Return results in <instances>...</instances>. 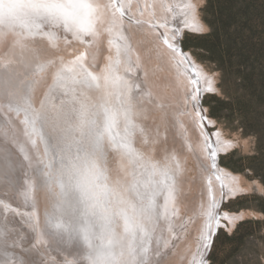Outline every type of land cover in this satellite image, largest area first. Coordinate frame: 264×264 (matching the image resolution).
<instances>
[{
  "label": "bare ground",
  "instance_id": "bare-ground-1",
  "mask_svg": "<svg viewBox=\"0 0 264 264\" xmlns=\"http://www.w3.org/2000/svg\"><path fill=\"white\" fill-rule=\"evenodd\" d=\"M99 3L101 5L99 12L100 19L96 26V35L84 37L83 41L76 39L78 41L77 43H79L77 46L68 44L70 39L72 40V38H74L70 33L64 32L62 27L49 25H45L44 28L35 35L25 34L0 43V97H3V99L0 100V119L3 121L2 116L12 119V121H9L7 124V127L13 133L18 129L26 127L22 123V116L20 114L17 115L16 112V115H14V111L10 113L4 103H7L8 99L20 101V97L24 96L26 86H30L32 90L36 88L34 80H37V77L32 76L27 66L30 65L31 68L33 67V65L28 62L30 61L29 58L34 59L36 57L38 60L40 59V63L46 67L44 71L39 72V87L36 88V98H31L32 105L35 104V106H40L42 103L47 104L52 102L55 95L60 94L62 89H64L61 94L67 93V95H58V102L63 105L70 103L74 113L81 103L88 106L90 108V111L87 112L88 134L87 137L83 138L81 151L88 150L94 155H98L107 167L113 168L116 164V167H118L116 169L122 171L124 180L116 172L115 175L113 174L112 176L115 179L122 180L123 187L128 191L129 196L133 200H140L138 192H148L149 194L156 193L155 199L160 205L158 209L160 215L158 219H154L149 227L147 232L148 235L144 236L142 247L147 248V251L140 252L138 248L137 251L140 252V255L134 253L133 239L131 238L132 241L128 242L129 238L121 236L119 234V225L109 228L107 243L112 246V251L121 254L123 248L129 245L134 256H131V253L127 256L129 259L127 260V264H139V259L141 257L145 259V264H147L148 260V264H156V261H162V264H199L202 259L207 261L209 249L205 250L201 247L202 241L197 239L194 232L193 234L189 233L187 236V230L183 232L180 231V226L182 225L181 227L185 228V220L192 223L190 216H193L196 218L195 225L205 227L208 205L213 198L217 201L218 209L222 204L223 212L227 213L229 217H221V226L225 224L227 227H229V224L233 226L236 221L241 220L244 214L227 212L223 209V206L233 195L238 192H243V188L239 178L231 172L222 169L219 164L216 171L220 179L217 180L214 176L209 175L212 169L210 168V161L205 150L204 129L200 127V118L193 108V104L196 102L188 99L194 94V89L197 85L192 83L193 74L188 71V65L183 62L182 57L172 52L161 38V34H163V36L168 38L169 43H174L173 33L176 31V28L179 27L180 31L177 35L182 37L183 33L186 30L188 31L185 27L187 23H198L201 29L203 28V24L196 13V2L195 0H99ZM40 34H44V38L48 40L29 39L33 36L37 37ZM27 39L31 41L29 42ZM118 40L123 42L127 48L124 50L123 54L119 49V55H114L111 45ZM31 42L36 44L34 46L32 44L30 45L29 43ZM59 44L64 47L65 54L62 57L57 55L58 51L56 45ZM17 45H19L17 49L20 51L22 60L19 58L16 64L13 63L12 66L9 67L3 54L6 49H15ZM43 48L45 52L42 51ZM187 55L195 67L196 76L199 79L198 87L200 93L198 99L200 103V97L207 92V80L210 79L212 81V87L213 80L211 76L193 60L189 53H187ZM46 56L52 58L51 60L54 63V66L51 65L49 70L55 71L58 69V65L61 64L62 67L60 70L66 71L68 67H74V72L76 73L79 70L80 73L75 74L76 78L68 86V83H66L67 81H63V86H57L61 87L58 91L56 90L57 87L53 88L52 86L55 84L56 78L46 74L49 68V59ZM77 57H83V59L78 61ZM26 58L28 61L24 60ZM117 60H119V64L115 63ZM88 61H90L94 67L87 65ZM20 62H27L24 64L26 66H20ZM73 62H76L75 66ZM123 63L129 71L137 68L139 75L131 73L134 74L133 76H135V78L129 79L128 77H124L122 71L119 73L117 69V66ZM110 65L117 69L115 74L122 78V87L118 92L112 94V98H109V94H106L107 90L105 89L104 80V76L107 74ZM81 66L87 68L98 77V80L93 82V87H89L83 82L84 74L80 70ZM20 76L23 78L21 79ZM47 78L48 85H44V81ZM161 78H163L162 85L159 82ZM172 80L175 81L177 87L172 86L168 88L172 85L168 81ZM134 82L140 85V91L137 89L139 94H137L138 92L136 91L135 93L133 92V88H136L132 85ZM146 83L149 88L143 89ZM95 84H98L99 87H96ZM75 86H79L80 90L77 89V87L74 88ZM45 87H47L48 90H45ZM67 87L68 91L66 90ZM98 90L102 92L101 95L97 94ZM72 91L74 92L70 93ZM153 91L154 93L158 92V97H166L168 99L170 97L173 101L167 102L166 99L164 102L160 101L159 103L158 101L157 104H159L160 108L158 109V106H156V110L152 112L151 108L148 107L151 105V102L144 94L145 92L149 93ZM167 93L171 96H168ZM177 95L179 99L176 98ZM90 97L97 101L92 100ZM105 107L121 110L118 111L116 124L111 130L115 139L106 132H104L103 135L97 134L103 132ZM185 107L194 110L191 112ZM127 108L131 109L130 112L124 113L122 109ZM203 115H205L204 112ZM75 119L76 118H73V116L71 117V121ZM190 119L193 122H191ZM179 120H181V122ZM128 121L131 123L128 124ZM182 121L186 124L184 125ZM160 122L165 125V127L171 122L179 126V131L175 133L176 138H174L172 142V146L177 149L172 153L175 157V161L172 164L170 161L164 160L166 159L164 157H167L171 152L166 144H163V146L168 150L163 151L161 146L157 147L153 145L151 141H149V145L141 141L137 144L134 141L133 130H137L138 133H143L145 130L148 131L150 129L147 132L149 133L156 129V125ZM205 123H208V121H205ZM210 124L213 123H209L207 129L209 132H211ZM182 125L187 127L186 133H184ZM182 134L184 137L181 136ZM212 140L216 143L217 155L219 156V153L224 151L226 146H228L226 144L228 141L223 140L221 135H213ZM20 141L26 140L23 139ZM2 142L8 141L4 138H0V144L6 146L3 151H0V167H3V173H0V175L8 173L9 177L3 182L0 181V213L3 211L4 215V218L0 215V264H39L41 259L45 260L43 264H60L63 259H59L58 257H56V259L48 249L42 248L43 250H41V248H39L40 250H37L38 247H27L32 241V238L35 240L31 224L35 219L27 213L29 210L26 208L25 203H30L32 206L37 204L42 205L43 211L40 213L42 217L37 219L39 225L36 223H33V225H36L41 241H48L43 239V229H47V226H49L44 220V215L45 212L57 210V205L54 200L51 199L47 191V180L49 177L44 171L38 169L34 171L33 177L37 179V183L40 184L42 190L40 195L34 194V185L32 182L29 183L28 177L25 178L24 182H21L20 173H18L19 177L16 179L15 174H10L12 172L7 168L9 167L8 164L12 166V170H17L18 160H16L13 154L7 149H14L13 145L10 142ZM40 142L44 145L43 141ZM122 143L130 145L132 152L135 153V157L128 155L127 150L121 147ZM31 149V145L27 144L26 151H30V153L34 155V151ZM114 149H117L119 156L116 163L112 160ZM12 151L21 160L23 159V154L19 153L18 149L15 148ZM71 151L75 152V149L71 148ZM177 154L179 155L177 156ZM191 159L195 167L187 162V160L189 161ZM145 160L150 161L151 166L155 165V174L151 171H145ZM4 161L7 164H5ZM49 161L50 165H52V161ZM26 162L28 161H23L25 164ZM131 162L135 163L134 170L131 166ZM202 164L209 165V173L202 171ZM159 169L169 171L174 179L165 182L160 175ZM175 169L178 170L177 174L174 172ZM192 173L196 178L194 182H191ZM199 179L201 182L197 185ZM174 180L175 182H173ZM209 180H211V193L209 192ZM4 182L8 184L7 186H3L7 187L9 192L4 188L2 189L1 186ZM165 183L172 185L171 196H169L168 190L165 188ZM221 185H223V191L225 193L223 199L220 195ZM23 186H27L24 191L22 189ZM44 188H46L45 192ZM29 189L33 192H30ZM66 190L71 191V187H66ZM73 196H75V194ZM23 197L25 202L22 201ZM40 197L41 199L38 202V198ZM197 204L202 208L201 210L196 208L195 213L191 215L188 214V211H185L186 209L188 210L191 205L198 207ZM20 209L22 210L20 211ZM113 211L114 209L109 208L105 213L106 217L112 216ZM33 214L35 215V213ZM116 214L119 215L118 210H116ZM25 217L27 220H25ZM77 217L78 219H72L68 213L65 214V219L70 221L73 225L83 223L79 213ZM89 219L91 220L92 218ZM92 222L93 228L97 233L99 224L94 220ZM221 226L218 227V229L221 228ZM47 231L50 233V230L47 229ZM204 231L205 230H203V232ZM16 232L19 236H15V239L13 234ZM54 233L58 234V238L67 248L77 246V252L79 254L81 253L80 258L78 257V261L83 259L84 264H87V261L84 259V257L88 255L86 253L90 252L89 255L94 256L100 245V240H95L93 248L87 249L81 243L78 236L73 233H70L71 237L66 236V238L59 235L57 232ZM202 234L200 230L199 236ZM15 240L20 243L16 245ZM137 243H139V241ZM52 244V249L58 251L56 253L62 251V249L58 247V243L52 242ZM22 246H26V248L24 249ZM20 250H22V252ZM157 251L161 254L160 256L156 255ZM61 264L66 263L64 262Z\"/></svg>",
  "mask_w": 264,
  "mask_h": 264
},
{
  "label": "rangeland",
  "instance_id": "rangeland-1",
  "mask_svg": "<svg viewBox=\"0 0 264 264\" xmlns=\"http://www.w3.org/2000/svg\"><path fill=\"white\" fill-rule=\"evenodd\" d=\"M237 1L240 0H195L197 7L196 13L200 18L199 20L203 24L202 31L198 33H192L191 31L186 30L182 35V37L185 35L193 37V39L191 41H188L187 43L182 42L181 46L183 47V50L186 53H189L192 56L193 60H195V62L200 67H202L205 70V72L211 76L213 80V88L215 89V91L213 92L207 91L205 95H202L200 97V104L204 110L203 112L205 113L204 116L208 117L209 120L214 121L213 124H210L211 132L215 133L218 130L219 133H221L220 135L223 140H226L228 142L231 141V144L226 143L228 146H226L224 151H221V153H219L218 164L221 166L222 169H225L231 172L233 175L237 176L243 188V192H238L235 195H233L224 203L223 206V209L227 212H234L239 214L243 213L244 214V216L242 217L243 219L241 218V220L236 221V223L233 226L228 223L229 227H227L225 224L216 231V234L214 236V245L212 249L209 250L208 253V257L206 261L207 264H264V142L263 141L261 142V137L259 135L260 131H257L258 124L264 127V100L262 101L260 93L258 94L256 93V97L254 96L255 89L250 80L252 78V74H251L252 72H255L254 74L260 76L262 74V71L264 72V70L260 66H258V63L260 61L253 60L256 62V64L250 68H255V70L247 72L245 70L244 65L246 64V61L249 59V57L245 51L244 52L246 57L245 58L241 57L240 49L241 47H243V45L239 43L237 45L235 42V39L237 38H239L238 40L240 42L241 36H243L242 41L250 38L262 39V37H264V22L263 20L259 21L256 24L257 29H255L254 31H252L254 29L253 27L248 28V30H246L245 33L244 30L243 31L237 30L238 28L241 29V27L246 28L247 26L245 25V23L249 20L247 15L246 16L242 15L237 19L234 18L233 15L237 14L240 11V9H242L241 5L237 4ZM261 10L262 8H260V12ZM243 12L246 11L243 10L242 13ZM227 20L228 22L225 25V22ZM238 23L239 24L244 23V25L240 27L238 26ZM235 25L237 26L234 27ZM43 35L44 34H40L37 37L33 36L29 39L32 38L36 40L46 39L44 38ZM27 41L30 42L31 40L27 39ZM77 42L78 41L75 38H72V40L70 39L69 43L68 42L67 43L70 45L77 46L79 44ZM29 44L30 45L32 44L34 46L36 43L31 42ZM18 46L19 45H17L15 49L14 48L6 49L5 53L3 54L4 58L6 59L5 61H7L9 67H11L13 63L16 64L19 58L20 59L22 58L20 51L17 49ZM118 46L122 54L124 50L127 48V46H125L123 42H120V40L114 42V44L111 45L114 55L117 54ZM56 47L58 51L57 55L62 57L65 54L64 47L61 44L56 45ZM244 48L246 47L244 46ZM42 51H44V48ZM48 59H49V63H48L49 68H48V73L46 74L50 75V77L52 76L56 78V74L61 71L60 69L62 65L59 64L58 69L55 71L49 70L51 65L54 66V63L51 60L52 58H48ZM24 60L28 61L27 58ZM29 60L30 61L28 62L31 63L33 67L31 68L30 65L27 66L29 67L28 71L32 73L33 77H37V80L36 79L34 80L35 81L34 84L37 88L39 87L40 71H37L36 68L38 65L41 64L40 59L38 60L35 57L34 59L29 58ZM25 63L27 62H20L19 65L22 66ZM87 65L94 67V65L90 63V61L87 62ZM117 69L119 70V73H121L122 71V73L124 74L123 76L126 78L128 77L129 79L135 78V76H133L134 74L131 73H135L136 75L137 74L139 75L137 68L132 70L133 72L129 71L124 63L118 65ZM79 73H80L79 70L76 73L74 72V70L72 72H67V71L64 72L65 76L67 77V79L64 80L65 82L67 81L66 82L68 83L67 86L74 81V79L76 78L75 74H79ZM20 78L22 79L23 77L20 76ZM159 82L162 85L163 78H161ZM168 82L172 84L168 88H171L172 86L177 87L175 81L172 80ZM136 84L138 83L137 82L132 83L134 87ZM44 85H48V78L44 81ZM256 85H258V83H256ZM47 87H45L46 89L45 88L44 89L48 90ZM76 87L77 89L80 88L79 86H75L74 88ZM150 87L152 88L151 85ZM36 88H33L32 90L31 87H28V93L32 99L36 98L37 95ZM146 88L147 89L149 88L147 83L144 85L143 89ZM60 89L61 87H57L56 90L59 91ZM63 90L64 89H62V91ZM66 90L68 91V87L66 88ZM135 91L138 92L137 88H133L134 93ZM61 92L58 95H62V96L67 95V93L61 94ZM73 92L74 91L70 93ZM97 94L101 95L102 92L98 90ZM106 94H108V92ZM58 95H55V98H53L52 102H49L47 104L42 103L45 105L44 110L51 117L50 125L47 131L53 137V150H46L45 144L44 145L41 144L40 141L42 140L38 136L35 135L32 136L31 140L28 138V136H23L20 138V140L25 139L27 141V144L31 145L32 147L31 150L34 151V155L30 153V155L32 156L31 165L27 168L26 171L20 170L19 169L20 161H18L17 170H12V166H10V164H8L9 167L7 168H9V171L12 172L10 173L11 175L15 174L16 176L15 179L19 177L18 173H20L21 182L22 181L24 182L25 178L28 177L29 183L32 182V184L34 185V189H33L34 194L37 195H40L42 190L40 184L37 183V179L33 177L34 176L33 173L37 169L44 171L49 177L47 180V186H48L47 191L49 192L50 194L49 196H51V199L54 200L55 204L57 205L56 207L57 210H59L64 216L66 213H68V215L71 216L72 219L73 218L78 219L77 217L78 213L80 214L79 199L77 194L72 190V188L71 191L66 190V187L70 188V182L67 179V172L65 166L70 156L77 154L82 150L83 138L77 139L74 135L68 134L67 129L70 127L71 117L73 116V118H76V116L70 103H66L63 105L60 102H58L57 100ZM144 95L147 96V98L151 102V105H149L148 107L151 108L152 112L153 110H156L155 109L156 106H158V109L160 108L159 104H157L158 101L159 103L160 101L164 102L165 99L167 102L173 101L170 99V97L169 99L166 97H161V98L158 97L157 96L158 92L154 93V91L149 93L145 92ZM108 97L112 98L113 95H109ZM254 97L255 100L253 102ZM90 98L94 101H97L92 97ZM176 98L179 99L178 95ZM258 101H259L258 103L259 106H256L254 103ZM20 102L21 103L23 102V96L20 97ZM4 105L7 106V103H4ZM41 105L35 106V104H33L32 106L39 111L41 110ZM186 109H189L191 112L192 110H194L188 107ZM252 112H255V114L258 113L257 115L258 119L256 118L255 114H250ZM13 114L16 115L15 112ZM20 115L22 116V119H24V113L20 112ZM2 120L3 121H1L0 119V123H4V122L9 123V121H12V119H9V117H4V116H2ZM179 121L181 122V120ZM190 121L193 122L191 119ZM182 122L184 123V125L186 124L184 121ZM166 123H167V119H166ZM184 125H182L183 127L182 126L181 127L184 129V133H186L187 127H185ZM53 127L65 129L66 130L65 134L59 135L56 132H53L52 131ZM178 127H179L178 124L172 122L165 127V125H163L160 122L158 123V125H156V129L150 131L149 133L147 132L150 129L148 131L145 130V132L143 133L140 132L138 133L137 130H133L132 133H133L134 141L137 144H139L141 141L144 142L146 145H149L150 144L149 141H151L153 145H156L157 147L161 146V149L163 151L170 149L171 152L167 157H164L166 158L164 160L165 161L168 160L172 164L175 161V157L172 155V153L177 150L172 146L173 145L172 142L173 139L176 138L175 133L179 131ZM181 136L184 137L183 134ZM111 137L114 138V135L112 133H111ZM4 139L7 140L8 142H2V143H9L11 136L9 138H4ZM32 140H35L36 143L32 144L31 142ZM163 144H166L168 149L165 148ZM13 148L15 149L14 145ZM71 148L75 149V152L71 151ZM178 155L179 154H177V156ZM112 158H113L112 160L115 163L116 160L119 159L117 149H114ZM49 160L52 161V165H50ZM187 162L191 166L195 167L192 159L189 161L187 160ZM4 163L7 164L5 161ZM27 163L28 162H26V164ZM131 166L134 170L135 163L131 162ZM2 168L3 167H0V171H2L0 173H3ZM107 168L109 169L112 175L113 174L115 175L116 172L124 180L122 171L116 169L118 168L116 167V164L113 168L109 166ZM177 171L178 170L175 169L174 171L175 174H177ZM3 175H0V179H1L0 181L2 182L7 180V177H9L8 173H4ZM195 179L196 178L192 173L191 182H194ZM173 182H175V180ZM200 182L201 181L199 179V182L198 183L196 182L197 185H199ZM3 185L7 186L8 184L7 183L5 184L4 182L1 187L2 189L4 188L7 192H9L7 187H4ZM26 187L27 186L22 187L23 191L26 189ZM44 189L45 192L46 188ZM30 192L33 191L30 190ZM74 194L75 196H73ZM38 199L39 202L41 197ZM22 201L25 202L24 197L22 198ZM25 204H26V208H28L29 210L27 211V213L32 217H34L35 219L31 222L32 229L34 231L35 240H33L32 238V241L30 242V244L27 245V247L29 248L38 247L37 250H40L39 248H41V250L48 249L51 252V254L55 256V258L58 257L59 259H63V261L60 262V264L64 262L66 264H78V263L84 264L83 259L78 261V257L80 258L81 253L79 254L77 252V246L72 248L71 247L67 248V246H65L63 242L58 238V234L54 233L55 231H53L49 226H47V229L50 230V233L47 231V229H43V235H44L43 239L48 241H41V237H39L37 227L36 225H33V223L38 224L37 219H40L42 217L40 213L41 211H43V207L42 205L39 204L35 206L30 205V203H25ZM197 206L198 207L191 205V207L188 210L186 209L185 211H188V214L191 215L195 213L196 208H198V210L202 209L201 207H199V204H197ZM21 210L22 209H20V211ZM33 213H35L36 216ZM0 215L1 217L4 218L3 211H1ZM116 215L117 217L119 216L118 214ZM190 217L192 219V223L185 220L184 222L185 228L181 227L182 226L181 225L180 231L183 232L184 230H187L186 231L187 236L189 233L193 234L194 232V234H196L197 239L201 240L202 235L199 236V233L200 230L201 233H203L205 227H201V225L200 226L195 225L196 218H194L193 216ZM107 218L110 221L114 219L113 215ZM25 220H27L26 217ZM118 225H119V220L116 219L115 222L110 223L107 227L108 228L117 227ZM100 231H101V225L99 224L97 227V233H100ZM13 235L15 239L17 235L19 236L17 232L14 233ZM59 235L64 236V238H66V236L71 237L70 233L69 234L59 233ZM129 241H132V239L129 238L128 242ZM52 242L58 243L59 244L58 247L61 248L62 251L56 253L58 251L52 249L51 246L53 245ZM19 243L20 242H16L15 240L16 245ZM22 247L24 249L26 248V246H22ZM20 251L22 252V250ZM131 251L132 250L129 248L128 245V247L123 248L122 253L120 254L126 262L127 260H129L127 256L130 253L131 256H134V254H132ZM89 253L90 252L86 254L89 255ZM43 261L45 260L41 259L39 264L45 263ZM148 262L149 260L147 261V264Z\"/></svg>",
  "mask_w": 264,
  "mask_h": 264
},
{
  "label": "clouds",
  "instance_id": "clouds-1",
  "mask_svg": "<svg viewBox=\"0 0 264 264\" xmlns=\"http://www.w3.org/2000/svg\"><path fill=\"white\" fill-rule=\"evenodd\" d=\"M100 7L99 0H2L0 43L27 34L34 21L48 22L67 29L76 36H90L91 33L82 31V28L97 26ZM116 70L113 67L112 71ZM121 87V81L105 83L109 95L115 94ZM88 111L90 108L83 103L76 108V119L70 121L67 129L69 135H74L77 139L87 137ZM45 115L50 124L51 117L47 112ZM52 131L64 135L66 130L53 127ZM144 165L151 168L148 160L144 161ZM65 167L70 187L79 199L80 219L83 223L73 225L59 210L45 212L44 220L57 233H73L78 236L87 249H92L94 241L100 240L95 255L84 257L87 264H127L108 245L107 226L118 219L121 236L132 238L136 234H146L155 219L148 201L133 200L123 187L122 181L115 179L101 158L91 151L84 150L70 156ZM109 208L114 209L112 221L105 215ZM116 210L119 211L118 217ZM93 220L101 225L100 233L95 232Z\"/></svg>",
  "mask_w": 264,
  "mask_h": 264
},
{
  "label": "snow or ice",
  "instance_id": "snow-or-ice-1",
  "mask_svg": "<svg viewBox=\"0 0 264 264\" xmlns=\"http://www.w3.org/2000/svg\"><path fill=\"white\" fill-rule=\"evenodd\" d=\"M2 2V0H0ZM38 7V6H37ZM119 10V9H118ZM97 19L99 20L100 17L98 16ZM195 19V17H194ZM45 25L53 26L52 24L45 22V21H34L33 24L30 26L29 32L27 35H35L38 31L42 30ZM185 27L191 31L192 33H198L202 31L200 25L198 23H187ZM64 32L70 33L75 39L83 41L82 36H76L71 31L67 29H63ZM111 30V29H109ZM82 31H86L91 33L90 36L96 35V27L90 26L88 28H82ZM180 29L179 27L176 28V31L173 33V38L175 40L174 43H169V40L166 36H163L161 34V38L163 39V42L168 46L169 49H171L172 52L178 54L182 57L183 62L188 65V71L191 72L192 75V83L197 85V87L194 89V94L191 95L188 99L190 101H195L196 103L193 104V108L196 110L197 115L200 118V127L204 129L203 136L205 141V150L207 152V157L210 161V168L212 169V172L209 173V165H201L202 171L205 173H209L210 176H214L217 180L220 179V176L218 175V172L216 171L218 169V155H217V146L216 143L212 140L213 135L219 136L220 133L217 130L215 133L209 132L208 126L209 123H214V121H210L208 117L203 115V108L199 103V93L200 89L198 87L199 85V79L196 76V69L193 66L192 62L189 60L187 53L183 50L182 42L187 43L188 41H191L193 39L192 36L185 35L183 37H180L177 35L179 33ZM117 55H119V46L117 48ZM83 57H77V60H82ZM76 62H73V65L75 66ZM116 64H119V60L115 62ZM45 65L40 64L37 66V71H44ZM113 66L110 65L107 74L104 76L105 83L112 82V83H119L122 78L115 74L114 71H112ZM74 70V67H68L66 69L67 72H72ZM82 73L84 74V83L87 84L89 87H93V82L98 80V77L94 75L91 71H89L87 68H84L81 66ZM65 70H61L56 74V80L53 88L57 86H63V81L67 79V77L64 74ZM35 83V81H34ZM208 87L206 91L213 92L215 89L212 87V81L210 79L207 80ZM96 87H99L98 84H95ZM28 87L26 86L24 96H23V102L14 100V99H8L7 100V108L8 110L16 112L17 115L20 114V112L24 113V119L22 123L26 126L23 129H18L16 132H11V130L6 126L8 122L0 123V138H9L11 136V139L9 142L15 146L16 149H18L19 153L23 154V159L20 160L19 157L15 155V153L7 148L14 156V158L18 161H21V164L19 166L20 170L26 171L27 168L31 165L32 162V156L30 155V151H26V145L27 141H20V138L23 136H28V138L31 140L32 136H38L45 144L46 150H53V137L50 135V133L47 131L49 127V121L45 115L46 111L44 110L45 105H41V110H36L31 103V96L28 93ZM135 87L139 89L140 85L136 84ZM139 94V93H137ZM3 97H0V100H2ZM130 108L122 109L124 113L130 112ZM121 110H114L109 109L107 107L104 108V123H103V132L97 133L98 135H103L104 132L109 133L111 135V130L116 124L117 120V113ZM205 121H208V123H205ZM131 122L128 121V124ZM127 131V127H126ZM32 144H35L36 141L32 140ZM231 144V141L228 142ZM121 147H124L127 150V153L129 156L135 157V153L132 152V149L129 144H121ZM6 148L4 144H0V151H3ZM23 161H28L27 164H24ZM145 171L149 172L151 171L153 174H155L156 168L155 165H152L151 168L145 167ZM160 175L163 178V180L166 182L170 179H174L173 176L169 173V171L165 169H159ZM165 188L168 190L169 196L172 195V185L165 183ZM209 192L211 193V180H209ZM138 195L141 200H147L149 207L152 209L153 215L155 218L158 219L160 213L158 211L160 205L156 202L155 196L156 193L149 194L148 192H138ZM220 195L222 199L225 196V193L223 191V185H221V192ZM229 218L228 214L223 212L222 210V204L220 205L218 209L217 201L213 198L209 205H208V211H207V222L205 225V231L203 232L201 236V247L205 250L210 249L212 246V241L214 239V236L216 234V231L218 227L221 226L220 220L221 217ZM146 234H136L132 237L134 242V253L137 255H140V252L147 251V248H143L142 244L144 241V236H147ZM139 241V243H137ZM140 249V252L137 251V249ZM157 256H160L161 254L157 251ZM139 264H145V259L141 257L139 259ZM156 264H162V261H156ZM199 264H207L205 260H201Z\"/></svg>",
  "mask_w": 264,
  "mask_h": 264
},
{
  "label": "trees",
  "instance_id": "trees-1",
  "mask_svg": "<svg viewBox=\"0 0 264 264\" xmlns=\"http://www.w3.org/2000/svg\"><path fill=\"white\" fill-rule=\"evenodd\" d=\"M237 4L241 5L242 9H240V11L237 14L233 15L234 18L237 19L242 15H244V16L247 15V17L249 18V20L245 23V25L247 27L242 28L241 26L244 25V23L239 24L240 23L239 22L238 26H240L241 29L238 28L237 30H242V31L244 30V33H245V31L248 30V28L253 27L254 29L252 31H254L255 29H257L256 24L259 21L263 20V22H264V0H240V1H237ZM260 8H262L261 12H260ZM243 10L246 12L242 13ZM227 22H228V20L225 22V25ZM236 26L237 25H235L234 27H236ZM238 39L239 38L235 39L236 44L238 45V43H239V44L243 45V47H241V49H240L241 57H243V58L246 57L245 52L247 53V55L249 57V59L246 61V64L244 65L245 70L247 72L255 70V68H250L256 64V62L253 60L260 61L258 63V66H260L264 70V37H262V39L250 38V39H245L242 41L243 36H241L240 42ZM244 46L248 50L246 48H244ZM257 56H259V57H257ZM254 73L255 72L251 73L252 78L250 79L251 83L255 89L254 90L255 91L254 96L256 97V93L257 94L260 93L261 99L263 101L264 100V72L262 71V74L260 76L254 74ZM256 83H258V85H256ZM255 97L253 98V102L255 100ZM258 103H259V101L254 103V104L256 106H259ZM250 114H255V112H252ZM257 115H258V113L255 114L256 118H257ZM255 116H254V118H255ZM257 131H260L259 135L261 137V142L262 141L264 142V127L261 126L260 124H258V130Z\"/></svg>",
  "mask_w": 264,
  "mask_h": 264
},
{
  "label": "water",
  "instance_id": "water-1",
  "mask_svg": "<svg viewBox=\"0 0 264 264\" xmlns=\"http://www.w3.org/2000/svg\"><path fill=\"white\" fill-rule=\"evenodd\" d=\"M213 245H214V240H213V242H212V246H211V248H210L209 250H211V249H212Z\"/></svg>",
  "mask_w": 264,
  "mask_h": 264
}]
</instances>
